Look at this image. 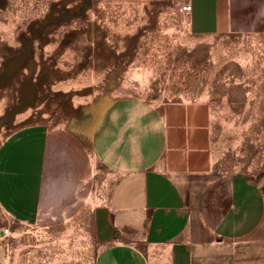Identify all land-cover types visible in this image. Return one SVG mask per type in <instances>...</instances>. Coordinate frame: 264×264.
Returning a JSON list of instances; mask_svg holds the SVG:
<instances>
[{
    "label": "rangeland",
    "instance_id": "rangeland-1",
    "mask_svg": "<svg viewBox=\"0 0 264 264\" xmlns=\"http://www.w3.org/2000/svg\"><path fill=\"white\" fill-rule=\"evenodd\" d=\"M185 2L0 0V147L44 127L96 162L105 108L205 103L215 169L264 183V35L192 36ZM98 169L92 196L90 183L83 196L62 187L37 223L0 209V264H96L92 210L107 184Z\"/></svg>",
    "mask_w": 264,
    "mask_h": 264
},
{
    "label": "crops",
    "instance_id": "crops-1",
    "mask_svg": "<svg viewBox=\"0 0 264 264\" xmlns=\"http://www.w3.org/2000/svg\"><path fill=\"white\" fill-rule=\"evenodd\" d=\"M191 3L192 36L264 35V0ZM211 115L194 102L109 106L94 125L96 162L65 133L63 142L44 127L17 133L0 147V209L37 223L62 187L83 196L90 183L92 196L100 164L96 264H264V183L215 169Z\"/></svg>",
    "mask_w": 264,
    "mask_h": 264
},
{
    "label": "built area",
    "instance_id": "built-area-1",
    "mask_svg": "<svg viewBox=\"0 0 264 264\" xmlns=\"http://www.w3.org/2000/svg\"><path fill=\"white\" fill-rule=\"evenodd\" d=\"M192 10V3L191 0H186L185 4L182 6L181 11L184 13H189ZM5 233L9 232V228L4 230Z\"/></svg>",
    "mask_w": 264,
    "mask_h": 264
}]
</instances>
